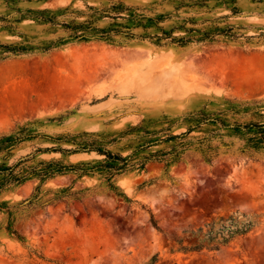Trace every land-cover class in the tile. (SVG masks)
<instances>
[{"label":"rangeland","instance_id":"obj_1","mask_svg":"<svg viewBox=\"0 0 264 264\" xmlns=\"http://www.w3.org/2000/svg\"><path fill=\"white\" fill-rule=\"evenodd\" d=\"M252 124L264 0H0V264H264Z\"/></svg>","mask_w":264,"mask_h":264},{"label":"trees","instance_id":"obj_2","mask_svg":"<svg viewBox=\"0 0 264 264\" xmlns=\"http://www.w3.org/2000/svg\"><path fill=\"white\" fill-rule=\"evenodd\" d=\"M252 127L256 128V136L253 137V141L255 142L254 146H261L260 144H264V124H252ZM109 157L111 156L109 151H105ZM116 158V157H115ZM227 221L230 222L227 225ZM234 221L233 217H220L219 223L220 226L217 231H215L214 226L215 222H212L210 230L207 232L206 236L201 239L200 237H195L192 240H188V243L184 239H176V245L173 246V251H199L203 249L205 246L210 247L211 249H218L220 243H228L230 242L235 235H245L252 227V222L249 221L243 226L234 227L231 223ZM152 223L154 227L157 229V222L152 219Z\"/></svg>","mask_w":264,"mask_h":264}]
</instances>
